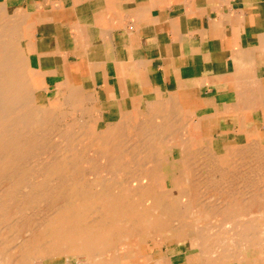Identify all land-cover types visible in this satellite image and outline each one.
I'll use <instances>...</instances> for the list:
<instances>
[{
  "label": "bare ground",
  "instance_id": "6f19581e",
  "mask_svg": "<svg viewBox=\"0 0 264 264\" xmlns=\"http://www.w3.org/2000/svg\"><path fill=\"white\" fill-rule=\"evenodd\" d=\"M7 11V3H0V225H6L5 231L0 229V264H32L64 249L84 250L91 264H137V257L158 264L157 257L169 256L165 246L189 241L193 248L191 234L197 237L198 251L188 257V264H256L264 257L258 229L262 222H257L264 216L262 138L245 142L242 132L228 143L200 134L193 123L180 134L172 125L176 113L184 117L178 102L148 106L154 115L149 121L125 116L105 126L96 114L85 117L86 110L78 108L79 96L59 97L52 106L39 107L32 100L36 86L31 53L19 44L28 17L20 12L8 16L10 23ZM65 106L71 109L52 117ZM72 110L84 116L59 131L56 118L67 120ZM55 129V136L62 138L60 146L51 143L53 137L49 141ZM46 140L61 155L48 152L50 161L38 166L39 159L37 167L30 166ZM166 145L172 146L171 155ZM176 148L181 157H175ZM87 149L92 157L86 156ZM198 153L203 155L200 166L195 163ZM180 176L184 180L176 186ZM45 209L47 214L36 218L35 210ZM117 242L125 250H109L106 258L105 248H115Z\"/></svg>",
  "mask_w": 264,
  "mask_h": 264
},
{
  "label": "crops",
  "instance_id": "0c3cea01",
  "mask_svg": "<svg viewBox=\"0 0 264 264\" xmlns=\"http://www.w3.org/2000/svg\"><path fill=\"white\" fill-rule=\"evenodd\" d=\"M3 2L28 17L45 103L79 96L123 118L178 102L206 137L264 141V0Z\"/></svg>",
  "mask_w": 264,
  "mask_h": 264
},
{
  "label": "rangeland",
  "instance_id": "374dc122",
  "mask_svg": "<svg viewBox=\"0 0 264 264\" xmlns=\"http://www.w3.org/2000/svg\"><path fill=\"white\" fill-rule=\"evenodd\" d=\"M6 14H7V17H5L6 19H8V16H9V18L11 19V18H13L12 16H15V15H17V13L16 12H13V11H10V10H8L7 12H6ZM11 15V16H10ZM0 19L2 20V17L0 16ZM9 20V19H8ZM9 22L10 23H12L11 22V20H9ZM21 40H19V44H20V47L23 49V51H25V52H28V53H31L32 51H31V47H32V45H31V43H30V41L28 40V37H27V35H26V33H25V27H24V29H23V34H22V36H21V38H20ZM30 70H31V68H30ZM32 78H33V75H32ZM32 100H33V102L37 105V106H39V107H42L41 106V104L42 105H45L46 107H50V105L52 106L53 105V103L55 102V101H53V102H51V103H45L47 100H45V99H42L41 98V96L38 94V92H37V90L34 92V99L32 98ZM78 108H80V110L81 109H83V110H86V112H85V117H92L91 115H93V117L94 116H96L95 117V119H97L98 118V120H100V122H101V125L102 126H105L106 124H109V123H114V122H116V121H118V120H123L124 119V117L123 118H121V115L120 114H118L117 112H115V111H111V112H108V111H106V109H103L102 107H100L99 105H94V104H86V103H82V105H80V106H78ZM86 108V109H85ZM71 109V107L70 106H65V107H63V108H60L59 110H55V113H54V116L52 115V117L53 118H55V116H56V113L57 114H59V113H61V111H69ZM75 110H77V109H75ZM89 110V111H88ZM88 111V112H87ZM98 111V112H97ZM75 112V113H74ZM95 112H97V113H95ZM105 112V113H104ZM90 113H92V114H90ZM100 113V114H99ZM82 114V112L81 111H78V113L76 112V111H74V110H72L71 111V113H70V115H69V117L67 118V120H62L61 118H60V116L59 117H57L56 118V120H55V125H56V127L58 128V130L60 131L61 130V128H63V129H65V126L67 125V123L70 121H73L74 119H76L77 117L79 118V117H81V116H84V115H81ZM96 114V115H95ZM107 114H108V116H107ZM100 115V116H99ZM177 115V113L174 115L175 116V118H174V116H173V123H172V125H174V127H176L174 130L176 131V132H178V133H180L181 134V132H182V134L185 132V130H187L186 128L188 127V126H190L189 124L190 123H192L187 117L185 118V119H183L184 117L181 115V116H179L178 115V117L176 116ZM131 119L132 118H134L135 117V119H137L138 121H141V119H145L146 121H149V119H150V117H154V115L153 114H149V113H147V112H145V113H142V114H140V115H135V116H129ZM176 117H177V122H176ZM127 118V117H126ZM187 122H186V121ZM176 122V123H175ZM175 123V124H174ZM187 123V124H186ZM180 124H181V126H180ZM175 125H178V127L177 126H175ZM188 125V126H187ZM183 126H186V127H183ZM180 127H181V129L182 130H180L179 131V129H180ZM183 127V128H182ZM57 129H55V130H53L50 134H49V136L50 135H53V136H50L49 137V141L51 142L52 141V137H53V139H54V142L52 141L51 143L53 144H55L56 146H60L61 145V141H62V138H60L59 137V135L58 136H55L56 134H57V131H58ZM174 132V131H173ZM54 133V134H53ZM56 133V134H55ZM186 136V135H185ZM57 137V138H56ZM59 137V138H58ZM47 140H48V138H47ZM46 140V141H47ZM49 141H47L46 142V146L45 145H43V148H44V150H42V152L41 153H39V154H37L36 156H34L36 159H34V157L32 158L33 159V161L31 160L30 162H29V165L30 166H32V167H34V165L36 164H38V161H39V159H43L42 161H41V163L38 165V166H40L41 164H43V163H46V162H48V161H50L51 159L50 158H52V157H57V156H59V155H61V153H59V151H58V147H56V146H54L55 147V149H54V147H53V145L49 142ZM58 142V143H60V144H56V143ZM48 143H49V145H48ZM52 146H51V145ZM46 148H45V147ZM126 147H124L123 149L124 150H126V152L128 151V150H130V148L128 147V146H130V145H128V144H126L125 145ZM51 147H52V149H51ZM81 147V146H80ZM194 148V149H193ZM198 147H192L191 149H193V150H196ZM46 149V150H45ZM55 150V152H52V151H54ZM58 152H57V151ZM164 150V149H163ZM165 151H166V153L167 154H169V155H171V153L173 152V148H172V146H170V145H166V147H165ZM178 151H179V148H176L175 149V152H177V154H175V157H181L180 156V154L178 153ZM46 152H47V155H48V157H47V155L45 156V154H46ZM48 152L50 153V152H52L54 155L51 157V153L50 154H48ZM90 154H89V153ZM59 154V155H58ZM199 154V153H198ZM39 155V156H38ZM57 155V156H56ZM91 155H93L92 154V152H91V149H87V151H86V156L87 157H92ZM160 156L161 157H163L164 156V151H161V154H160ZM196 156H198V160L197 161H195V163L197 164L196 166H200V165H202V159H203V155H197L196 154ZM37 157H39V158H37ZM199 157H200V159H199ZM46 158V159H45ZM47 158L49 159V160H47ZM47 160V161H45V160ZM38 160V161H37ZM35 162V163H34ZM37 162V163H36ZM163 162H166V159H164L163 160ZM201 163V164H200ZM204 163V162H203ZM35 165V166H36ZM172 166V163H170V167ZM37 167V166H36ZM174 169L172 170L173 171V173H178L177 172V166H174L173 167ZM253 179V178H252ZM180 180V181H179ZM179 180H177L176 181V186H178L180 183H182L183 182V180H184V178L183 177H181L180 176V179ZM254 180V179H253ZM255 182L254 183H259L261 180L260 179H258V178H255V180H254ZM180 182V183H179ZM244 185H242V187H243ZM244 188H249V190H250V187L247 185V186H244ZM41 209H43V208H41ZM41 209H38V210H40L41 211ZM38 210H35L36 211V215L34 214L35 213V211H33V212H29V213H31V214H34L35 216H36V218H38V219H42V216L46 213L47 214V212H48V209H47V211H46V209H45V211H43V212H41L40 213V211L38 212ZM44 210V209H43ZM39 214H38V213ZM38 214V215H37ZM45 214V215H46ZM264 214V213H263ZM44 217V216H43ZM254 217H255V215H254ZM260 217H262V218H260ZM260 217H258L257 218V222L258 223H260L261 224V222H262V224H261V226H258V229H259V231H261V234L263 235V238H264V233H262V232H264V216H260ZM245 218H247V217H245ZM263 225V226H262ZM2 226L4 227V225L3 224H1L0 225V229L2 230V231H5L6 229V225H5V228H2ZM9 227H7V229H8ZM223 230H226L225 229V227H221ZM0 230V233L2 232ZM2 236H0V241H2ZM189 240H190V243H191V245H192V247L193 248H189V241H186V242H181V241H179V242H175V243H173L171 246H165V247H163V249L164 250H166V252H168V254H167V259L165 260L164 258H162V257H157V263L158 264H188V262H187V259H188V257L189 256H191V255H193L194 253H197V251H198V249L196 248L197 247V245H198V241H197V237L194 235V234H191L190 235V238H189ZM151 241V239L148 241V242H150ZM181 242V243H180ZM179 244V245H178ZM157 244H155V245H153V243H150L149 244V246L150 247H155ZM175 245V246H174ZM113 246L114 245H110V246H107L106 248H105V252H106V255H105V257L107 258V256H109L108 254L110 253L109 252V250H115V251H118V252H121V251H124L125 250V245L124 244H122V243H119L118 244V242L117 243H115V248H113ZM121 246V247H120ZM148 247V243H146V244H144V250L146 249ZM117 248V249H116ZM171 248V249H170ZM168 249V250H167ZM193 249V250H192ZM156 250V249H155ZM195 250V251H194ZM187 251V252H186ZM190 251V252H189ZM172 252V253H171ZM189 252V253H188ZM191 253V254H190ZM81 255V256H80ZM251 256H254V255H251ZM78 257V258H77ZM176 257V258H175ZM264 257H262V259L260 260V261H258L256 264H264ZM82 261V263H79V262H81ZM92 262V259H90L89 258V256H88V254L84 251V250H81V249H77V250H66V249H64V250H62V251H55V253H53V254H50V255H48V256H46V258L45 259H36V260H34L33 261V263L32 264H91V262ZM99 261V260H98ZM134 261H136L137 262V264H147V260L144 258V257H137V258H135L134 259ZM37 262V263H36ZM87 262V263H86ZM90 262V263H89Z\"/></svg>",
  "mask_w": 264,
  "mask_h": 264
}]
</instances>
